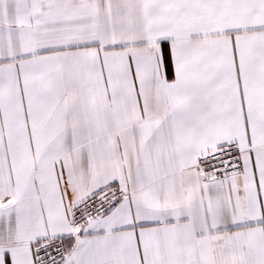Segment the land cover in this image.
Here are the masks:
<instances>
[{"label":"snow or ice","instance_id":"snow-or-ice-1","mask_svg":"<svg viewBox=\"0 0 264 264\" xmlns=\"http://www.w3.org/2000/svg\"><path fill=\"white\" fill-rule=\"evenodd\" d=\"M0 264H264V0H0Z\"/></svg>","mask_w":264,"mask_h":264}]
</instances>
